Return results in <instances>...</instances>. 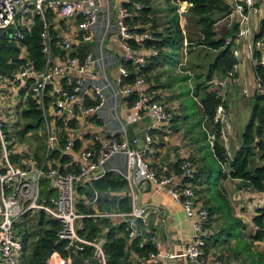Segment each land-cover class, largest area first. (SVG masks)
I'll return each mask as SVG.
<instances>
[{
	"label": "built area",
	"instance_id": "1",
	"mask_svg": "<svg viewBox=\"0 0 264 264\" xmlns=\"http://www.w3.org/2000/svg\"><path fill=\"white\" fill-rule=\"evenodd\" d=\"M173 1H175L179 13H185L191 7L187 1ZM224 1L232 8L231 15L234 14L237 18L238 29L234 36L227 39V43L231 45L235 39L251 35L250 13L259 11L260 0ZM144 8L142 0H0V35L12 27L13 31L8 34L10 40L24 47L23 41L26 32L32 28L34 18L39 17L44 21V30L41 36L44 45L43 52L47 56L44 70H36L32 60L25 58L18 72L5 77L10 82L23 81L30 76L36 77L29 85L27 97L37 101L38 108L44 116L42 128L37 129L38 135L44 138V159L36 157L30 145L14 142L10 128L2 119L4 108L0 105L1 264H20L22 245L17 237L15 226L21 218L36 211H44L61 223L58 237L60 240L68 242L66 245L68 252L83 251L90 247L93 258H96L99 264H108L105 251L106 239L103 234L94 239L86 237L84 235L85 218L129 217L128 238L139 240L138 246L144 247L150 239L143 237L137 220L144 227L148 225L146 207L139 205L128 213L104 210L88 214L80 212L77 208L79 197L77 184L89 178L108 160L120 153L127 157V171L123 177L133 195L134 188L141 182L147 181L160 186H169L170 194L183 205L187 216L193 220L194 236L184 252L180 254L151 252L147 259L153 260L156 264H174L178 257L200 264H223L216 256H206L207 239L212 233L206 228L209 211L197 205L194 186L189 183L197 171L196 163L190 159L185 160L181 164L182 178L176 179L163 169L152 168L146 159L147 154L156 152L153 131L170 122L172 115L165 102L153 97L149 89L150 85L144 77H138L133 84H128L122 89L127 94H131L134 89H137V97L132 106V117L135 120L144 119V123H146L140 137L132 140L129 138L119 140L115 132L106 131V136L99 134L92 136L97 147L77 148V139L66 133L67 130L73 132L85 116L98 110L103 104L108 84L99 83L97 73L91 70L94 61L93 55L89 53L83 59L74 55L71 52L72 42L65 37L62 39V44L67 55V67L76 70L67 85L54 89L51 101L48 102L47 99L49 84L54 76L62 70L60 66L52 64L47 12H52L62 18H78L76 32L84 42L92 40L93 29L99 23L100 17L105 15L107 29L113 26L122 40L125 50L123 61L131 62L137 70H140L147 65L151 57L159 55L156 48H147L146 46L147 43L157 39L151 24L141 21ZM261 34L250 43L249 50L252 55H257L258 64L264 67V32ZM141 48H147L146 53L140 54L138 50ZM1 51L0 38V55ZM233 53L237 58L238 51L235 48H233ZM237 67L238 63L224 79L218 80L217 83L225 87L227 81L233 78ZM120 71L123 78L130 73L124 65L120 67ZM2 78L3 75L0 71V85ZM88 91L95 93L97 104L86 103ZM220 94L222 101L217 106L215 122L220 127L219 132L224 141L227 156L232 158L233 154L227 144V132L231 128V117L225 102L226 95L223 91ZM12 111L17 113L14 109ZM72 121L76 123V126H71L70 122ZM215 139L216 137L212 136V140L215 141ZM140 141L147 144L146 149L135 147ZM56 151H61L62 156H67L71 165L76 166L77 170H65L60 167L57 164L59 158L53 155ZM75 154L79 156L78 159L74 157ZM45 181L49 182L48 185H45ZM47 189L51 190V193L48 200L45 201L43 197ZM262 207L264 208V204ZM65 264H74L71 255L65 258Z\"/></svg>",
	"mask_w": 264,
	"mask_h": 264
},
{
	"label": "crops",
	"instance_id": "2",
	"mask_svg": "<svg viewBox=\"0 0 264 264\" xmlns=\"http://www.w3.org/2000/svg\"><path fill=\"white\" fill-rule=\"evenodd\" d=\"M170 3H175V1L147 0L146 4L148 5L146 8L148 7L149 10L143 14L144 17L141 21L155 25V21L159 20L157 24H166V21L170 18L168 8ZM157 7H163V10L158 11ZM259 8L258 12L250 13L251 35L249 37L235 39L233 42V48L238 51V67L233 78L227 81L226 86L222 90L226 95L225 102L231 117V125L233 122V105L230 101V94H234V92L240 93L244 103L249 104L250 99L254 98L256 94L263 92L256 75V66L258 65L257 55H252L249 50L250 43L253 42L255 37H259L263 31L264 0H260ZM165 18L167 20L161 22L160 19ZM77 20L78 18L75 17L62 18L61 16H56L52 12H47L50 39L49 45L53 59L52 64L62 68L61 72L56 74L49 84L48 102L51 101L53 97V90L58 87L66 86L76 70L67 67V55L62 44V39L65 37L71 40L73 46L71 52L74 55L81 59L89 53L93 55L94 61L91 65V70L97 73L99 83L108 84V87L105 89L103 104L100 105L98 110L89 116H85L81 122L78 123L77 128L73 132L66 131L67 134L77 139L76 147H97V144L92 140V136L96 134L106 136V131L115 132L119 140L125 138H129L130 140L139 138L146 123H144V119L135 120V118L132 117V106L137 97V89H134L131 94L122 91V89L130 83L123 81L120 71V67L125 64V61H123L125 50L120 35L113 26L107 29V17L102 15L99 23L93 29L92 40L84 42L76 32ZM236 20L237 18L234 14L227 15L220 19L217 24L220 29H224L225 27L230 28L236 24ZM35 21L36 18H34V24ZM32 28L28 31L30 32ZM2 39L10 40L8 37ZM19 47L20 58H29L27 44L25 43L24 47L19 45ZM164 50L168 56L164 58L161 57L160 54L155 56L153 68L149 73L161 75L165 72L163 77H166L165 80H167V72L172 71V75L176 72L180 74V71H182L184 67L182 66L184 62L182 61V55L180 56L181 60H179L175 56V51L174 55L173 51L172 54L169 52L171 48L164 47ZM145 51H147V48L138 50L140 54L146 53ZM148 62L146 67L148 66ZM199 64L200 63L197 62H194L195 66L190 64L192 65L190 66L192 68L190 73H193L194 69H196ZM178 65L181 67H175ZM5 77L6 75H3L1 79L0 105L4 108L2 119L6 126L10 128L18 120L23 119V111L30 106L29 97H27L28 89L29 85L36 77L30 76L23 81L17 82L7 81ZM217 78L215 82L219 80ZM154 83L158 88L157 90L152 89L150 91L152 95L157 94L161 96L157 99L166 103L172 115V119L167 124L153 131L152 134L155 139L154 147L156 152L154 154H147V161L152 168L163 169L166 173L172 174L176 179L182 178L181 164L188 159L194 161L197 165V173L199 174L198 177H196V173L195 179L190 180L189 183L193 185L197 191V205L201 208L205 207L211 209L212 211V215L206 224L207 230L212 232L207 239L205 249L206 256H216L223 264H261V261L264 260V239H256L253 236L257 230L255 218L259 215L260 210L263 208L262 205L264 204L263 191L253 190L246 186L242 180L232 178L229 175L230 168L228 164H222L218 161L213 151L215 143L212 140V136H214V131L211 129L210 124H207L204 119L202 120V110L199 102L196 103L200 116L198 118L189 117L185 112L183 103L180 104L178 97L176 99L173 96V93L176 92L177 94L179 84H174L173 82L174 85L166 86L155 81ZM87 94V104H96V102H98L95 93L88 91ZM12 109L17 113H14ZM147 118L149 119V117ZM247 125L248 123L246 126ZM227 136V144L231 153L234 155L242 146L243 134L241 136L235 132L234 127L231 126L227 132ZM29 145L32 147L31 150L36 157L40 156V158L38 157L39 159H44V145L40 146L37 142L35 145ZM135 147L143 150L147 148V144L140 141ZM59 155L60 156L57 157L59 158L57 164L60 167L65 170H77L76 166L71 165L70 161L63 163L62 159L64 156H62L61 151ZM74 157L76 159L79 158L77 154H75ZM18 160L19 158L17 156V161ZM210 160H213V163L219 165L220 171L218 175H214L210 169L212 163ZM259 162L262 165L264 164V159L261 154L257 155L254 159L255 166H259ZM102 168L104 169L103 173L90 176L77 184L79 194L77 208L79 211V204L94 208L93 213L104 211L98 209L96 198L90 200L84 192L80 191V188L86 187L93 179L102 177L106 172H113L124 178L123 174L127 171V157L122 153L117 154L108 160ZM48 183V181H45V185H48ZM127 187L131 197V211L139 205L146 207L148 225L144 227L139 220H137V222L139 227H141L140 229L143 232V237L152 239L156 252L162 254L167 252L180 254L184 252L194 236L193 220L187 216L183 205L177 202L170 194L169 186H160L156 183L147 181L141 182L134 188L135 197L130 192L131 189H129L128 183ZM214 187H217V191ZM226 204L228 207H226ZM224 208L227 213H223ZM33 214H37V211L29 213L21 218L15 226L16 231L17 227L21 230L20 233H17V237L22 245L20 264H22L25 254L23 225L26 224L25 222H27ZM93 220L94 222L106 220L111 226H116L124 221L128 223L130 218L115 217L97 218ZM237 220L240 222L239 227L242 233V236H240L241 240L236 236L238 233L237 230H233L235 225L227 223L229 221L236 222ZM99 226H101L102 229L99 235L103 234L106 236L109 227L102 224ZM126 238L129 239L130 243L135 241L134 239L128 238V236ZM239 241L241 244H239ZM127 251L129 253V264H156L153 260H148L147 257L139 255L130 247L127 248ZM91 260H85V263L90 264ZM174 264L200 263L178 257Z\"/></svg>",
	"mask_w": 264,
	"mask_h": 264
},
{
	"label": "trees",
	"instance_id": "3",
	"mask_svg": "<svg viewBox=\"0 0 264 264\" xmlns=\"http://www.w3.org/2000/svg\"><path fill=\"white\" fill-rule=\"evenodd\" d=\"M144 3V10L148 12L147 0H142ZM191 4L189 8V19L193 20L198 26L201 27V37L196 40L197 46H203L210 48L214 52V59L207 67V74L203 80L191 87L190 93L195 97L196 102L200 104L202 110V120L210 124L211 129L214 131L216 137L214 141L213 151L222 164H228L230 168L229 175L232 178L242 180L246 186L256 191L264 190V164L261 166H255L254 159L257 155L261 154L264 159V67L260 64L256 66V75L259 83L263 87V92L258 93L253 98L252 113L248 125L243 133L242 146L237 150L236 154L229 158L227 156L224 141L221 139L219 132L220 127L215 122L216 109L219 103L222 101L221 91L224 89L219 83L215 82V79H224L225 76L231 71L235 64H237V58L233 53L232 44L227 43L229 37L234 36L238 29V25L234 24L230 28L225 27L220 29L217 22L224 16L231 15L232 8L224 0H184ZM177 9V6H176ZM170 12V27L166 30L169 31V38L162 34H158L154 25L153 27L156 41L146 44L147 48L154 47L159 51L161 57L168 56L164 50V47L172 45V51L180 50L183 45V38L179 40L178 34L183 33L182 27L179 24V20L174 18V15ZM145 23V22H144ZM148 23V22H146ZM32 30L26 32L23 43L27 44L29 49V59L32 60L36 70L42 71L46 67L47 56L43 52V39L41 33L44 30V21L36 17ZM262 33L264 32V20L262 21ZM179 32V33H178ZM178 33V34H177ZM177 37L176 39H174ZM262 35V34H261ZM168 38V39H167ZM192 41V40H191ZM2 51L0 55V71L2 75L15 74L24 63V59L19 56L20 47L18 44L8 39H1ZM176 45V49L175 46ZM178 50V52H179ZM165 52V53H164ZM154 58L151 57L148 62V66L137 70L131 62H124V66L129 70V75L123 78L126 83L133 84L138 77H144L149 83V89L157 90L155 82L161 83L159 74L149 73L154 65ZM196 62V61H194ZM192 61V65H194ZM198 63V62H197ZM184 66L180 71V79L189 80L193 76L190 73L192 69L190 66ZM200 65V64H199ZM198 65V67H199ZM197 69V68H196ZM194 69V73L196 72ZM148 71V73H147ZM165 73V72H163ZM172 71H168V78L165 81L166 86L173 85ZM202 76L203 73H201ZM154 79V80H153ZM218 81V80H217ZM153 97L157 99L160 95L154 94ZM98 102H96L97 104ZM29 109H26L22 113L23 119H33L36 121L35 126L27 125L26 130L31 128L40 129L44 123V116L42 111L38 108L36 100L29 98ZM92 105H95L93 103ZM71 126H75L74 121L70 122ZM27 130V131H28ZM36 142L42 146L43 137H36ZM64 142V140H63ZM60 151H56L53 155L58 157ZM40 158V156H38ZM63 163L69 161V158L64 155ZM197 173V171H196ZM195 173V176H196ZM197 173V176L198 177ZM227 175V174H226ZM195 176L192 178L195 179ZM127 182L120 175L113 172H106L102 177L93 179L85 187H81L80 191L84 192L91 200L96 198L97 207L99 210H116L119 212H129L132 209L130 193L127 190ZM195 189V188H194ZM195 192L196 189H195ZM100 195V196H99ZM103 197H102V196ZM205 208V207H204ZM79 209L85 213H93L94 208L79 204ZM208 209V208H206ZM209 211V218L212 215L211 209ZM34 223L30 227V223ZM85 231L84 235L90 239H94L102 231L101 226L106 225L109 230L106 232L105 251L107 254L108 264H129V253L127 248L130 247L133 251L137 252L143 257H147L151 252H156V248L150 238L149 242L140 248L137 240L130 243L127 232V223L121 222L116 226H111L108 221L103 220L100 222H94L92 218H85ZM23 226L24 231V247L25 254L23 256L22 264H44V262L50 261L53 264H65V258L69 255L72 256L74 264H87L85 260L90 261L93 257L92 249L90 247L83 251L68 252L66 249L67 241L60 240L58 237V231L61 227V223L47 215L44 211H39L37 214L30 216L29 220L25 222ZM255 224L257 230L254 233V238L264 239V208L260 210L259 215L255 218ZM31 247L30 245V240Z\"/></svg>",
	"mask_w": 264,
	"mask_h": 264
},
{
	"label": "rangeland",
	"instance_id": "4",
	"mask_svg": "<svg viewBox=\"0 0 264 264\" xmlns=\"http://www.w3.org/2000/svg\"><path fill=\"white\" fill-rule=\"evenodd\" d=\"M158 11L163 10V7H157ZM169 10L171 11V14L174 15V18H176L177 20H179V24L182 27V32L178 34V38L179 40H181L182 38L183 40V45L180 48V51L178 52V50L176 49V45L175 47V56L176 58H178L179 60H181V55H182V61L184 62V64L182 66H189L192 61H196L198 63H200L199 67L197 66L196 72L192 73V77L189 80H182L180 79V75L178 74V72L174 73L172 75V81H174V84H179V88H177L178 93L176 94L173 93L174 98L179 99L180 104L183 103L184 105V109L185 112L189 115V117H199L200 114L198 112V105L196 103V100L194 99L195 97L192 95L193 93L190 94V89L191 87H193L194 85H196L197 83H199L201 80H203L207 74V67L208 65L213 61L214 59V52L212 49L210 48H205L203 46H197V41L200 37H201V27L198 26L193 20H190L189 17V11L190 9L185 12V13H179L177 12L176 9V4L175 3H170L168 5ZM168 17V16H167ZM169 19V18H168ZM161 22L163 20H167L165 19H160ZM159 20L155 21V25L154 28L156 29V31L158 32V34H160L162 32L163 35L168 36L169 38V31L166 30L167 27H170V22L169 20L166 21V24L163 25H159L157 24ZM167 38V39H168ZM177 37H175L174 35V39H176ZM192 40V41H191ZM172 45H169L168 47L171 48V51H169L172 54ZM184 47V48H183ZM184 59V60H183ZM180 62V61H179ZM175 67H181V66H175ZM201 73H205L204 76L201 75ZM162 73L160 75V78H158L157 80H160V82L162 84H165V78L163 77ZM154 80V79H153ZM173 84V85H174ZM170 94V92H169ZM230 101L233 105L232 108V127H234L235 132H237L238 134H240L242 136V134L244 133V130L246 128V124L248 123V120L250 118V114H251V107L253 105V98L249 100V104L244 103L242 96L240 95V93L238 92H234V94H230ZM36 121H34L33 119H21L18 120L13 126L10 127V133L11 135L14 136L13 140L14 142H18L21 145H35L36 144V137H39V135L37 134V129L35 128H31L30 130H26V126H35ZM7 129V128H5ZM257 157V156H256ZM255 157V158H256ZM211 163V167L210 169L212 170L214 175H218L219 174V165L213 163V160H210ZM260 164V162L258 163ZM262 164H260L259 166H261ZM214 189H216L217 191V187H214ZM226 207H228V205L226 204ZM38 213V211H37ZM223 213H227V211L225 210V208L223 209ZM34 215V214H33ZM32 217V216H31ZM233 221H235L234 219H232ZM233 221H229L227 223L231 224V225H235L233 230L236 231L237 230V235L239 240L240 236H242L241 230H240V222L239 220H237L236 222ZM34 223V221L32 223H30V227L31 225ZM17 233H20L21 230H19V227H17ZM33 239L30 240V243L32 242ZM239 244H241V242L239 241ZM32 245H29V248ZM261 264H264V260L261 261Z\"/></svg>",
	"mask_w": 264,
	"mask_h": 264
},
{
	"label": "water",
	"instance_id": "5",
	"mask_svg": "<svg viewBox=\"0 0 264 264\" xmlns=\"http://www.w3.org/2000/svg\"><path fill=\"white\" fill-rule=\"evenodd\" d=\"M13 31V28L10 27L7 31H3L0 35V38H4V37H8L9 38V33H11ZM104 169L101 167L98 171H95L93 174H91V176H96L100 173H103ZM50 195V190H46L45 194H44V200L47 201ZM90 264H99L98 260L96 258H93L90 262Z\"/></svg>",
	"mask_w": 264,
	"mask_h": 264
}]
</instances>
